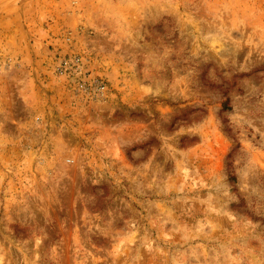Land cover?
Returning <instances> with one entry per match:
<instances>
[{"label": "rangeland", "instance_id": "1", "mask_svg": "<svg viewBox=\"0 0 264 264\" xmlns=\"http://www.w3.org/2000/svg\"><path fill=\"white\" fill-rule=\"evenodd\" d=\"M0 264H264V0H0Z\"/></svg>", "mask_w": 264, "mask_h": 264}, {"label": "built area", "instance_id": "2", "mask_svg": "<svg viewBox=\"0 0 264 264\" xmlns=\"http://www.w3.org/2000/svg\"><path fill=\"white\" fill-rule=\"evenodd\" d=\"M77 34L74 30L64 33L67 48L53 63L54 70L67 81V88L82 103H102L110 96L107 78L95 67V61L72 47ZM56 57V56H55Z\"/></svg>", "mask_w": 264, "mask_h": 264}, {"label": "trees", "instance_id": "3", "mask_svg": "<svg viewBox=\"0 0 264 264\" xmlns=\"http://www.w3.org/2000/svg\"><path fill=\"white\" fill-rule=\"evenodd\" d=\"M232 153V152H231ZM230 155V154H229ZM230 179L232 180V181H235L236 180V178H235V175H230Z\"/></svg>", "mask_w": 264, "mask_h": 264}]
</instances>
